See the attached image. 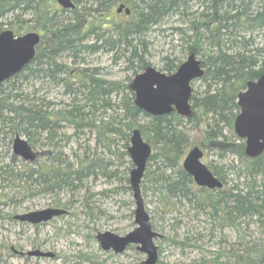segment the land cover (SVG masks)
Returning a JSON list of instances; mask_svg holds the SVG:
<instances>
[{
  "label": "trees",
  "instance_id": "trees-1",
  "mask_svg": "<svg viewBox=\"0 0 264 264\" xmlns=\"http://www.w3.org/2000/svg\"><path fill=\"white\" fill-rule=\"evenodd\" d=\"M73 1L74 7L64 8L56 0H0V31L9 24L15 34H21L27 22L41 31L33 58L0 83V139L19 131L27 135L32 147L33 140H42L47 146L46 160L35 167L0 164V180L22 179L25 192H68L66 200L53 202L60 207L73 204L76 194L88 191L90 178L118 177L117 165L128 154L131 130L138 127L151 146L147 164L155 163L158 170L145 175L154 184L161 210L179 211L187 206L198 221L182 238L162 237L188 246H197L192 242L205 235L219 237L222 247L189 264H264V150L247 156L244 140L233 129L238 92L247 80L264 72V0ZM121 3L130 8L129 13L117 11ZM195 3L202 10L193 16L188 10ZM173 16L186 22L173 26L179 43L184 44L182 56L191 50L200 52L205 67L201 89L192 87V110L187 116L175 109L147 113L135 103L130 86L133 76L151 65L148 32ZM104 49L123 58L132 72L128 81L106 79L99 75L98 67L79 65L86 62L85 56ZM64 54L71 63L64 61ZM165 59L160 67L165 72L174 71L183 61L181 56ZM31 77L61 86L66 100L54 107L55 102L38 96L36 89L24 91L23 84ZM68 127L72 133L67 132ZM198 127L208 148L220 159L232 156L222 164L207 163L223 181L221 188L197 185L181 164L191 144V130ZM85 130H93L94 146L87 141L81 154L72 152L75 160H71L60 140L67 143L75 135L78 140ZM8 216L26 223L14 213ZM151 224L159 229L152 220ZM251 224L256 225L258 235L249 230ZM226 228L235 231L236 239L227 238Z\"/></svg>",
  "mask_w": 264,
  "mask_h": 264
},
{
  "label": "rangeland",
  "instance_id": "rangeland-1",
  "mask_svg": "<svg viewBox=\"0 0 264 264\" xmlns=\"http://www.w3.org/2000/svg\"><path fill=\"white\" fill-rule=\"evenodd\" d=\"M201 10L202 7L195 3L188 11L196 16ZM185 24L186 22L182 19L173 16L164 23L154 26L148 32L146 39L148 41L147 58L149 64L160 69L166 61L165 56H181V60L187 57V53L182 56L181 49L184 44L179 43V34L173 29V26ZM30 25H32L31 22L24 23L25 28L21 34L31 30H36L41 34L39 28ZM5 27L13 28V25L4 24ZM196 54L202 61V54L200 52ZM63 59L71 63L69 55L64 54ZM85 61L79 65L98 67L100 69L99 75L106 79L128 81L127 77L132 76L131 70L125 67L123 58L113 56L112 52L106 49L90 53L85 56ZM191 84L194 89H201L202 87L200 78L193 80ZM23 88L29 93L36 89L38 96L55 102L54 107L60 105V101L67 98L61 86L52 84L41 77H31L26 80ZM143 120L141 119V121ZM66 130L68 133L73 131L70 127ZM15 134L27 139V135L19 131L10 132L5 139H0V164L10 163L19 168L26 163L35 167L40 161L46 160L44 151H46L47 146L43 145L42 140H33V149L36 152L34 159L25 160L20 155L15 154L12 142H9V138L13 140ZM76 137V135L73 136V139L71 138L67 143L60 140V144L63 145L61 146L62 149L70 156L71 160H75L72 152L76 151L81 154L87 141L92 148L95 143L93 130L91 132L85 130V133L78 140ZM78 144L82 146L77 148ZM194 145L202 148V159L206 163L211 161L215 165L222 164L232 158L229 156L222 160L217 156L216 151L209 149L208 141L204 137L201 127L191 130L190 147ZM99 150L101 148L98 147ZM131 164L129 154H124L121 163L117 165L119 168L118 177L100 176L94 180L90 178L88 191L83 189L76 194V200L73 204L64 206L67 209L66 213L36 224L27 222L21 224L10 219L8 214L55 206L53 202L55 199L60 198L61 201H64L68 198L69 193L63 191L59 194H49L35 189L25 192L20 186L23 185L22 179L13 182L0 180V200H5L1 201L0 204V209H2L0 212V264H138L146 255L136 248V244H130L123 251L115 252L112 248L103 249L96 238L97 232L106 230L123 235L136 225L134 223L133 193L130 183L126 179L130 171V168L126 167ZM156 171L158 170H156L155 163L146 164L141 179L140 186L146 209L153 223L159 228L157 229L159 232L164 236L175 235L182 238L185 231L194 227V224L198 226L197 218H193V210L188 211L187 206H182L179 211L163 212L161 210L162 204L158 201L159 196L154 189V184L147 180L145 175L146 172H149V176H151ZM85 196H87V200H84ZM249 230L253 235H258L255 224H251ZM225 233L230 241L236 239V233L233 229L226 228ZM155 243L159 250L156 264H189L192 259L202 255H212V252L219 246L222 247L219 237L208 238L206 235L192 242L197 246L175 244L165 237L155 238ZM33 249H40L49 254L27 253ZM20 251L22 254L19 253Z\"/></svg>",
  "mask_w": 264,
  "mask_h": 264
},
{
  "label": "water",
  "instance_id": "water-1",
  "mask_svg": "<svg viewBox=\"0 0 264 264\" xmlns=\"http://www.w3.org/2000/svg\"><path fill=\"white\" fill-rule=\"evenodd\" d=\"M56 1L64 8H72L75 5L73 0ZM124 6L121 3L117 11L124 9L125 13H129L130 8ZM40 37L36 30L18 35L10 28L0 31V83L18 72L33 58ZM204 72L201 60L194 52H190L172 72L148 65L135 74L130 83L135 94V103L149 114H163L175 109L179 114L187 116L192 110L191 83ZM237 104L239 111L233 121L234 132L244 138L245 154L250 157L257 156L264 150V72L256 79L246 81L244 88L237 94ZM12 147L13 152L25 160H32L36 155L29 141L19 134H15ZM127 150L134 164L129 171V181L136 205L134 209L136 225L123 235L106 230L97 232L96 238L103 249L112 248L115 252H121L128 245L136 244V248L146 255L138 264H156L159 250L155 238L162 237L163 234L153 229L141 194V179L151 154V146L138 127L131 131ZM202 158L203 150L200 146L194 145L188 148L181 164L199 186L221 188L223 181L212 172ZM65 212H67L65 207L48 206L18 212L14 217L35 224L48 221ZM27 253L49 254L40 249L29 250Z\"/></svg>",
  "mask_w": 264,
  "mask_h": 264
},
{
  "label": "bare ground",
  "instance_id": "bare-ground-1",
  "mask_svg": "<svg viewBox=\"0 0 264 264\" xmlns=\"http://www.w3.org/2000/svg\"><path fill=\"white\" fill-rule=\"evenodd\" d=\"M125 7V6H124ZM121 11H124V9L123 10H121ZM18 35V34H17ZM190 52H194L195 53V56L197 55L196 54V52L194 51V50H191ZM190 52H188L187 53V56H188V54L190 53ZM197 57V56H196ZM198 58V57H197ZM201 60V59H200ZM201 63H202V61H201ZM202 66H203V64H202ZM204 67V66H203ZM205 69V68H204ZM134 77V76H133ZM132 81V80H131ZM134 129V128H133ZM132 131V130H131ZM240 138H242V137H240ZM243 140H244V138H242ZM146 140V139H145ZM147 141V140H146ZM130 144V139H129V143H128V145ZM244 147H245V140H244ZM202 149V148H201ZM128 151V150H127ZM129 154V153H128ZM185 155V154H184ZM36 156V155H35ZM35 158V157H34ZM183 158H184V156H183ZM183 158H182V160H183ZM132 161V160H131ZM148 161V160H147ZM181 163H182V161H181ZM147 164V163H146ZM133 162H132V167H133ZM131 167V168H132ZM130 168V169H131ZM146 168V167H145ZM191 175V174H190ZM192 176V175H191ZM195 182V181H194ZM198 185V184H197ZM223 185H224V183H223ZM131 190H132V188H131ZM132 193H133V191H132ZM141 194H142V191H141ZM142 197H143V195H142ZM134 198V197H133ZM143 201H144V198H143ZM134 203H135V200H134ZM144 205H145V202H144ZM136 206V205H135ZM60 207V206H59ZM134 209H135V207H134ZM134 209H133V212H134ZM145 209H146V205H145ZM146 211L148 212V210L146 209ZM66 213V212H65ZM148 214H149V212H148ZM149 220H150V223H151V217H150V214H149ZM135 223V222H134ZM136 224V223H135ZM152 225V224H151Z\"/></svg>",
  "mask_w": 264,
  "mask_h": 264
},
{
  "label": "flooded vegetation",
  "instance_id": "flooded-vegetation-1",
  "mask_svg": "<svg viewBox=\"0 0 264 264\" xmlns=\"http://www.w3.org/2000/svg\"><path fill=\"white\" fill-rule=\"evenodd\" d=\"M19 253H21V251H20ZM21 254H22V253H21Z\"/></svg>",
  "mask_w": 264,
  "mask_h": 264
}]
</instances>
